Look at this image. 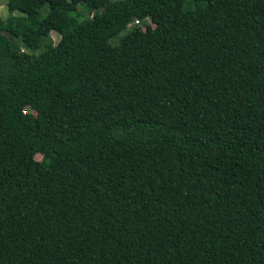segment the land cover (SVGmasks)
Masks as SVG:
<instances>
[{
	"label": "trees",
	"instance_id": "16d2710c",
	"mask_svg": "<svg viewBox=\"0 0 264 264\" xmlns=\"http://www.w3.org/2000/svg\"><path fill=\"white\" fill-rule=\"evenodd\" d=\"M6 8L0 264H264V0Z\"/></svg>",
	"mask_w": 264,
	"mask_h": 264
},
{
	"label": "rangeland",
	"instance_id": "374dc122",
	"mask_svg": "<svg viewBox=\"0 0 264 264\" xmlns=\"http://www.w3.org/2000/svg\"><path fill=\"white\" fill-rule=\"evenodd\" d=\"M80 12H83L85 16H88V12L83 8L80 7ZM7 8H6V0H1L0 2V17L2 19H5L7 17ZM50 39L53 42V44H56L59 40V35L55 32L50 33ZM113 43H116V40L113 41ZM42 158L40 155L35 156V160L40 161Z\"/></svg>",
	"mask_w": 264,
	"mask_h": 264
}]
</instances>
